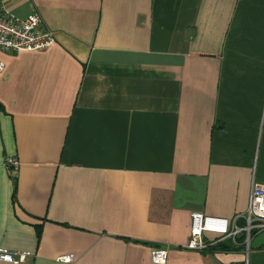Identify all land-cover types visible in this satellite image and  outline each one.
I'll return each mask as SVG.
<instances>
[{"label": "crops", "instance_id": "0c3cea01", "mask_svg": "<svg viewBox=\"0 0 264 264\" xmlns=\"http://www.w3.org/2000/svg\"><path fill=\"white\" fill-rule=\"evenodd\" d=\"M0 6L56 38L0 53V247L31 253L0 264H156L165 245V264H264V238L182 248L192 212L231 218L264 183V0Z\"/></svg>", "mask_w": 264, "mask_h": 264}, {"label": "built area", "instance_id": "2783aa9c", "mask_svg": "<svg viewBox=\"0 0 264 264\" xmlns=\"http://www.w3.org/2000/svg\"><path fill=\"white\" fill-rule=\"evenodd\" d=\"M55 42L53 32L43 28L39 12L33 11L22 18L0 6V53L44 50ZM4 69L5 62L0 57V72ZM5 165L11 176H17L20 167L17 157L6 158ZM262 232H264V183L253 181L248 207L244 212H239L231 218L192 212L191 235L182 248L205 251L219 241L226 238L235 239L243 234V244L249 249L253 237ZM29 256L30 252H14L0 247V261L21 263ZM150 256L154 263L165 264L169 257V247L166 245L155 247L151 250ZM74 259V254H64L57 258L59 262L67 264L73 263Z\"/></svg>", "mask_w": 264, "mask_h": 264}, {"label": "trees", "instance_id": "16d2710c", "mask_svg": "<svg viewBox=\"0 0 264 264\" xmlns=\"http://www.w3.org/2000/svg\"><path fill=\"white\" fill-rule=\"evenodd\" d=\"M1 106V105H0ZM17 176H13V178H16ZM243 221H241V223H242ZM243 239H244V235L242 236V237H240L239 238V240H240V242H242L243 241ZM240 244V246H237V245H235V244H233V243H231V242H223V241H220V242H218L217 244H215L211 249L213 250V249H218V250H232V249H235V248H240V247H242V248H246V246L243 244H241V243H239Z\"/></svg>", "mask_w": 264, "mask_h": 264}, {"label": "rangeland", "instance_id": "374dc122", "mask_svg": "<svg viewBox=\"0 0 264 264\" xmlns=\"http://www.w3.org/2000/svg\"><path fill=\"white\" fill-rule=\"evenodd\" d=\"M2 52H5V51H2ZM263 238H264V232H262L261 234H259L256 237H254L252 242L257 243L258 241L262 240Z\"/></svg>", "mask_w": 264, "mask_h": 264}]
</instances>
